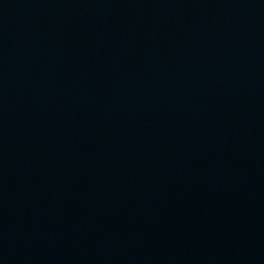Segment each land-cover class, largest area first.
Wrapping results in <instances>:
<instances>
[{
	"label": "water",
	"instance_id": "obj_1",
	"mask_svg": "<svg viewBox=\"0 0 264 264\" xmlns=\"http://www.w3.org/2000/svg\"><path fill=\"white\" fill-rule=\"evenodd\" d=\"M0 264H264V0H0Z\"/></svg>",
	"mask_w": 264,
	"mask_h": 264
}]
</instances>
